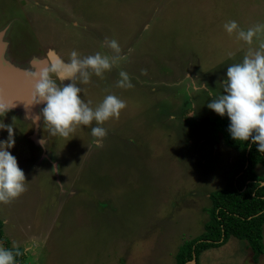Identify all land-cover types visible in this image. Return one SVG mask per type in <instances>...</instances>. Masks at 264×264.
<instances>
[{
  "label": "rangeland",
  "instance_id": "rangeland-1",
  "mask_svg": "<svg viewBox=\"0 0 264 264\" xmlns=\"http://www.w3.org/2000/svg\"><path fill=\"white\" fill-rule=\"evenodd\" d=\"M231 20L244 30L264 24V0H0L6 61L30 69L34 60L50 66L51 53L117 56L102 76L76 83L93 108L110 94L126 104L99 125L107 132L99 146L95 121L62 137L43 120L35 133L15 110L0 117L14 128L9 151L26 177V191L0 203V220L26 264H177L238 159L223 139L213 146L193 135L186 119L216 116L207 103L223 93L228 66L264 42V31L251 45L230 35ZM112 39L119 53L106 46ZM121 72L131 87L118 86ZM205 82L213 96L195 91ZM8 135L0 129V140ZM200 263L264 264V255L255 263L248 242L233 237Z\"/></svg>",
  "mask_w": 264,
  "mask_h": 264
},
{
  "label": "clouds",
  "instance_id": "clouds-1",
  "mask_svg": "<svg viewBox=\"0 0 264 264\" xmlns=\"http://www.w3.org/2000/svg\"><path fill=\"white\" fill-rule=\"evenodd\" d=\"M223 27L230 35L235 32L239 39L249 45L264 31V24L244 30L235 20L228 21ZM105 43L119 53L120 48L115 39L106 40ZM117 59V56L110 58L99 52L82 58L73 50L68 61L57 57L49 68L40 72H27L26 75L32 81L31 105H43L39 114L33 116L29 112V119L36 121V127L43 120V123H47L50 135L62 137H68L78 125L89 126L95 121L97 126L91 128V134L97 138L96 144L101 145L107 132L99 125L111 118H119L126 104L119 97L110 94L93 108L90 106L91 101L86 102L81 96L83 90L76 81L88 83L92 73L102 76ZM120 76L122 79L118 81V86L131 87L128 74L121 72ZM57 80L62 86L57 84ZM222 84L223 93L214 96L207 107L220 116L226 115L229 118L228 131L234 140H251L258 152H264V42L256 49L250 48L242 62L229 65ZM202 90L213 96L206 82L195 87L196 92ZM15 107L16 103L9 102L3 88H0V117ZM196 114L194 110L188 112V116ZM0 129H7L9 134L7 140H0V203H9L26 191V177L18 166L17 158L9 151L15 144L14 128L0 120ZM40 143H45L44 138ZM19 255L13 249L0 246V264H17L16 257Z\"/></svg>",
  "mask_w": 264,
  "mask_h": 264
},
{
  "label": "trees",
  "instance_id": "trees-1",
  "mask_svg": "<svg viewBox=\"0 0 264 264\" xmlns=\"http://www.w3.org/2000/svg\"><path fill=\"white\" fill-rule=\"evenodd\" d=\"M193 135L201 136L211 145H217L223 139L226 146L238 153V159L227 178L225 188L212 192L209 220L204 231L197 237L185 241L176 256L177 264H188L196 256L200 263L203 252L226 245L231 238L248 242L255 263L264 255V177L258 173V167H264V152H258L256 146L248 142L234 140L228 127L229 118L217 114L203 121L186 119ZM251 145V147H249ZM4 222L0 220V244L5 248L19 252L17 264H26L28 257L23 248H12L5 237Z\"/></svg>",
  "mask_w": 264,
  "mask_h": 264
},
{
  "label": "water",
  "instance_id": "water-1",
  "mask_svg": "<svg viewBox=\"0 0 264 264\" xmlns=\"http://www.w3.org/2000/svg\"><path fill=\"white\" fill-rule=\"evenodd\" d=\"M7 31H3L0 34V88H3L5 97L9 102L16 103V107L12 110L22 113L23 116L29 119V112L31 115H36L41 112L42 104L31 105V92H32V81L26 75L29 71L40 72L49 68V61L34 60L30 62V69H23L19 66L14 65L10 61L4 59V52L7 48V43L3 42L4 36ZM50 57H55V54H50ZM33 120L35 124V133H38L41 126L36 127V121ZM188 264H196V256L194 255V260Z\"/></svg>",
  "mask_w": 264,
  "mask_h": 264
},
{
  "label": "bare ground",
  "instance_id": "bare-ground-1",
  "mask_svg": "<svg viewBox=\"0 0 264 264\" xmlns=\"http://www.w3.org/2000/svg\"><path fill=\"white\" fill-rule=\"evenodd\" d=\"M55 60V57H52ZM53 59H51V61L53 62Z\"/></svg>",
  "mask_w": 264,
  "mask_h": 264
},
{
  "label": "flooded vegetation",
  "instance_id": "flooded-vegetation-1",
  "mask_svg": "<svg viewBox=\"0 0 264 264\" xmlns=\"http://www.w3.org/2000/svg\"><path fill=\"white\" fill-rule=\"evenodd\" d=\"M51 59H53V58L51 57ZM53 61H54V59H53Z\"/></svg>",
  "mask_w": 264,
  "mask_h": 264
}]
</instances>
